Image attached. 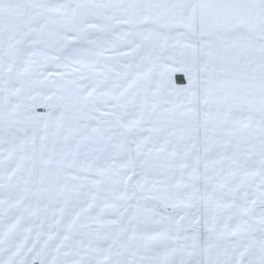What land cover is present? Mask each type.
I'll list each match as a JSON object with an SVG mask.
<instances>
[{"label":"snow or ice","instance_id":"snow-or-ice-1","mask_svg":"<svg viewBox=\"0 0 264 264\" xmlns=\"http://www.w3.org/2000/svg\"><path fill=\"white\" fill-rule=\"evenodd\" d=\"M0 264H264V0H0Z\"/></svg>","mask_w":264,"mask_h":264}]
</instances>
